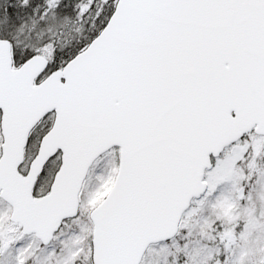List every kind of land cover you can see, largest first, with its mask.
<instances>
[{
	"label": "snow or ice",
	"instance_id": "snow-or-ice-1",
	"mask_svg": "<svg viewBox=\"0 0 264 264\" xmlns=\"http://www.w3.org/2000/svg\"><path fill=\"white\" fill-rule=\"evenodd\" d=\"M0 264H264V0H0Z\"/></svg>",
	"mask_w": 264,
	"mask_h": 264
}]
</instances>
